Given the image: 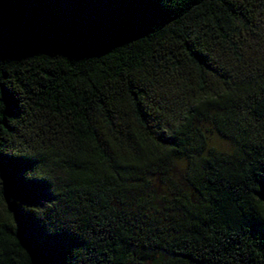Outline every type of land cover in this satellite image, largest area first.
<instances>
[{"label": "trees", "instance_id": "trees-1", "mask_svg": "<svg viewBox=\"0 0 264 264\" xmlns=\"http://www.w3.org/2000/svg\"><path fill=\"white\" fill-rule=\"evenodd\" d=\"M262 224L264 0H0V264H264Z\"/></svg>", "mask_w": 264, "mask_h": 264}, {"label": "rangeland", "instance_id": "rangeland-1", "mask_svg": "<svg viewBox=\"0 0 264 264\" xmlns=\"http://www.w3.org/2000/svg\"><path fill=\"white\" fill-rule=\"evenodd\" d=\"M203 130L207 141V150L214 153H227V154L236 153L237 151L236 145L233 142H231L229 139L218 134L215 130L211 128L209 124L203 125ZM183 165L184 162L178 160L177 167L173 169L172 175L175 182L179 181L180 171ZM164 189H165L164 184L160 183V186H156L150 189L147 194H151L153 190H156L157 193H161Z\"/></svg>", "mask_w": 264, "mask_h": 264}, {"label": "snow or ice", "instance_id": "snow-or-ice-1", "mask_svg": "<svg viewBox=\"0 0 264 264\" xmlns=\"http://www.w3.org/2000/svg\"><path fill=\"white\" fill-rule=\"evenodd\" d=\"M5 102H7V101H5ZM261 227H264V224H262Z\"/></svg>", "mask_w": 264, "mask_h": 264}]
</instances>
